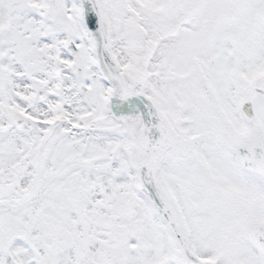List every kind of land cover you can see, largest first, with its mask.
Listing matches in <instances>:
<instances>
[{"label": "snow or ice", "instance_id": "6c2138e0", "mask_svg": "<svg viewBox=\"0 0 264 264\" xmlns=\"http://www.w3.org/2000/svg\"><path fill=\"white\" fill-rule=\"evenodd\" d=\"M0 264H264V0H0Z\"/></svg>", "mask_w": 264, "mask_h": 264}]
</instances>
